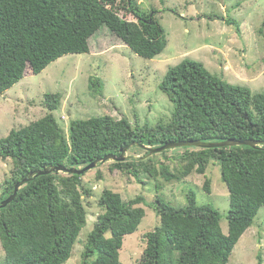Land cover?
I'll return each instance as SVG.
<instances>
[{"label":"trees","instance_id":"16d2710c","mask_svg":"<svg viewBox=\"0 0 264 264\" xmlns=\"http://www.w3.org/2000/svg\"><path fill=\"white\" fill-rule=\"evenodd\" d=\"M157 12L143 10L135 0H0V95L18 83L28 67L37 74L63 55L89 52L90 38L102 27L140 56L156 57L167 45ZM160 87L174 103L168 122L140 127L125 116L103 114L72 120L68 135L53 114L62 95L46 94V115L0 139V158L13 163L0 200L33 170L52 164L84 167L106 154L119 155L132 142L155 147L193 139L255 140L254 147L186 146L179 158L171 157L170 149L148 156L135 145L144 152L135 155V149L127 152L126 160L112 161V169L140 181L141 174L148 173L167 182H181L194 171L205 174L211 163H218L230 193L228 233L222 231L220 211L198 204L194 191L184 207L158 197L153 208L159 224L146 233L138 264H228L264 206V91L253 93L249 86L232 84L190 58L170 67ZM162 156L167 160L162 162ZM86 172L35 176L0 208V264H65L70 259L87 224V199L94 195L83 181ZM97 177L102 178L100 171ZM209 185L207 179L205 189L210 192ZM142 201L138 196L126 202L111 188L101 191L81 264H121L124 237L138 230L145 216Z\"/></svg>","mask_w":264,"mask_h":264},{"label":"rangeland","instance_id":"374dc122","mask_svg":"<svg viewBox=\"0 0 264 264\" xmlns=\"http://www.w3.org/2000/svg\"><path fill=\"white\" fill-rule=\"evenodd\" d=\"M135 1L147 12L158 11L156 17L167 34L162 53L154 58L140 56L108 28H100L89 40V52L63 55L37 74L28 67L25 76L0 95V139L12 129L46 115V94L56 92L62 97L53 114L67 135L72 120L103 114L125 116L140 127L166 123L174 103L160 86L169 68L186 58L203 62L210 72L232 84L249 86L253 93L264 91V0ZM135 149L140 148L133 146L127 152ZM184 150L170 149V156L177 154L179 158ZM166 160L162 156L161 161ZM112 161L100 163L83 176L94 195L87 199V224L65 264H81L87 235L100 210L97 198L104 188L119 192L126 202L143 197L139 205L145 216L138 230L124 237L121 264H138L141 259L147 245L146 233L159 224L153 208L158 197L184 207L189 203V192L194 191L198 204H211L220 211L222 231L228 233L230 193L218 163H211L205 174L194 171L181 182H167L148 173H142L140 181L112 169ZM12 169L10 159L0 158V190ZM207 179L210 192L205 189ZM3 256L0 243V261ZM228 264H264V206L237 242Z\"/></svg>","mask_w":264,"mask_h":264},{"label":"water","instance_id":"95a60500","mask_svg":"<svg viewBox=\"0 0 264 264\" xmlns=\"http://www.w3.org/2000/svg\"><path fill=\"white\" fill-rule=\"evenodd\" d=\"M258 144L255 140L250 139H227L223 141H201V140H184V141H175V142H168L159 146H148L145 144H141L139 142H132L126 146H124L120 150V154L116 153H110L106 154L103 157L97 158L94 161L90 162L89 164L85 165L84 167H70L66 166L64 164H52L44 166L40 169L33 170L28 173V175L24 176L20 181H18L13 188V192L10 193L7 197L0 200V208L6 207L10 202L14 200V198L17 196L19 190L22 188L24 184H26L28 181H30L33 177L49 174L52 172H66V173H73V174H83L84 172L96 168L100 163L107 162L109 160L113 161H124L129 157L127 155V151L135 146L139 145L140 147L146 149L148 151V156H151L155 153H160L168 149H173L176 147H186V146H197V147H225V146H236V145H248V146H256Z\"/></svg>","mask_w":264,"mask_h":264},{"label":"clouds","instance_id":"9594fccd","mask_svg":"<svg viewBox=\"0 0 264 264\" xmlns=\"http://www.w3.org/2000/svg\"><path fill=\"white\" fill-rule=\"evenodd\" d=\"M33 72V71H32Z\"/></svg>","mask_w":264,"mask_h":264}]
</instances>
